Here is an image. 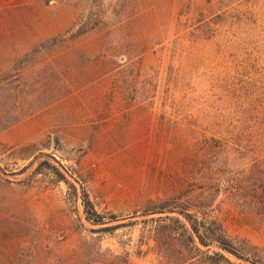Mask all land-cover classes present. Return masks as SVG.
Instances as JSON below:
<instances>
[{
    "label": "rangeland",
    "instance_id": "obj_1",
    "mask_svg": "<svg viewBox=\"0 0 264 264\" xmlns=\"http://www.w3.org/2000/svg\"><path fill=\"white\" fill-rule=\"evenodd\" d=\"M164 203L264 264V0H0V264H166Z\"/></svg>",
    "mask_w": 264,
    "mask_h": 264
},
{
    "label": "trees",
    "instance_id": "obj_2",
    "mask_svg": "<svg viewBox=\"0 0 264 264\" xmlns=\"http://www.w3.org/2000/svg\"><path fill=\"white\" fill-rule=\"evenodd\" d=\"M54 169L61 176L58 181H66V178L56 168ZM85 206L86 211L90 212L92 206L90 201L85 200ZM195 208L194 206L181 209L169 208L168 203H164L158 211L149 210L144 214V216L160 215L144 222L152 224V240L155 242L156 254L164 259L166 264H243V262H250L247 257L250 253H246L245 249L237 248L219 220L208 219L205 215L201 216ZM94 222L95 224L104 223L102 220H94ZM231 256L240 262L232 261Z\"/></svg>",
    "mask_w": 264,
    "mask_h": 264
}]
</instances>
